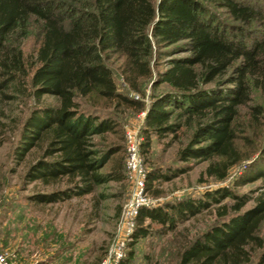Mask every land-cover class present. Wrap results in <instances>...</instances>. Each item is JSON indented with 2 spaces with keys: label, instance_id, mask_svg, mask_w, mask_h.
Listing matches in <instances>:
<instances>
[{
  "label": "trees",
  "instance_id": "trees-1",
  "mask_svg": "<svg viewBox=\"0 0 264 264\" xmlns=\"http://www.w3.org/2000/svg\"><path fill=\"white\" fill-rule=\"evenodd\" d=\"M212 5L223 7L233 22L225 23ZM31 35L36 48L28 62L21 39ZM112 55L121 59L119 74L132 91L143 96L141 84L150 82L147 105L118 90L107 64ZM160 58H165L162 68ZM10 88L37 101L53 96L57 102L32 108L23 121L12 166L7 176L0 173V189L34 151L19 190L37 182L48 189L30 192L33 202L62 203L122 180V155L103 171L123 146L108 142L116 123L99 112L121 106L144 111L142 153L152 135L171 136V142L187 138L176 151L183 165L146 171L147 190L187 172L191 159L207 161L205 174L221 181L257 150H243L240 144L248 141L252 125L241 130L239 125L242 108L254 122L264 113L261 104L252 103L254 93H264V5L245 0H0V99L12 98L6 93ZM258 151L233 183L259 180L258 195L219 186L198 198L142 207L119 264H129L135 242L151 234L147 220L174 232L204 211H215V221L192 239L184 235L176 264H247L259 249L258 264H264V147Z\"/></svg>",
  "mask_w": 264,
  "mask_h": 264
},
{
  "label": "rangeland",
  "instance_id": "rangeland-1",
  "mask_svg": "<svg viewBox=\"0 0 264 264\" xmlns=\"http://www.w3.org/2000/svg\"><path fill=\"white\" fill-rule=\"evenodd\" d=\"M248 2L261 3L264 5V0H245ZM215 14L225 23H232L233 20L223 7L212 5ZM22 48L27 60H31L34 56L36 48V39L33 35L21 39ZM165 58H160L158 67H164ZM107 64L113 71V76L117 88L123 94L133 96L138 100H143L145 105L150 100V82L144 81L141 85L145 94L141 96L130 89L128 84L119 74V66L121 59L112 55L107 60ZM161 88V87H160ZM157 88L156 91H159ZM6 93L12 94V98L0 99V139L4 142L0 145V173L7 176V171L12 166L11 151L17 140L19 130L23 121L28 116L29 112L34 107L45 105H55L57 100L53 96H43L39 101L30 96L28 92L21 93L12 88L6 90ZM252 103H259L264 107V93H254ZM100 115H110L116 123L114 131L108 133V142L120 143L123 146L122 154H115L111 157L110 162L103 168V171L109 169L111 161L122 155L124 157V178L120 181H110L99 185L94 192L82 198H73L69 201L57 203L55 211L51 215L54 216L60 227L61 235H67L70 239L65 238L64 243H72L73 250L71 255H101L103 258L108 251V248L113 239V233L120 211L128 200L130 195V183L126 179L125 170V140L124 132L127 128L143 127L144 111L138 112L134 108L119 107L117 109L108 107L99 111ZM240 129H246L251 126L246 132L248 141L242 142L240 145L243 150L247 147L255 146L257 150L251 158L244 160L242 166H235L226 179L215 180L205 174L207 161L191 159L190 169L173 178L169 181L155 182L151 189L148 190V195L155 206L165 205L166 203H175L185 198H198L207 190L219 186H228L236 193H246L254 197L259 193V180L241 186H234L233 183L242 172V168L246 162L253 161L259 153V149L264 147V113L259 117V121L254 122L250 111L246 108L241 109ZM252 123V124H251ZM98 142L100 138H95ZM187 143V138L183 137L181 142H171V136L159 138L151 136L150 145L147 148L146 154L141 152L145 171L152 168H160L165 171L168 166L181 165L182 162L176 158V151L181 146ZM35 152V153H34ZM37 154V151H34ZM27 155L25 161L18 167L17 173L8 180L7 186H17L21 184V179L28 165L34 160V154ZM183 165V164H182ZM5 182V181H4ZM35 189L48 188L36 184H30L26 192L30 193ZM156 192H153V191ZM226 202H230L227 198ZM215 211H204L193 218L178 224L174 232H165L162 226L157 222L146 221L145 225H149L150 233L146 237L139 238L132 248L133 258L129 264H176L178 261L177 246L178 242L188 235V239L194 238L196 235L208 228L216 219ZM261 250H257L256 254L247 264H258V256ZM9 254V253H8ZM10 255V254H9ZM127 255V248L126 254ZM93 257V256H92ZM90 259V258H89ZM92 260V258H91ZM91 260H88L91 263Z\"/></svg>",
  "mask_w": 264,
  "mask_h": 264
},
{
  "label": "crops",
  "instance_id": "crops-1",
  "mask_svg": "<svg viewBox=\"0 0 264 264\" xmlns=\"http://www.w3.org/2000/svg\"><path fill=\"white\" fill-rule=\"evenodd\" d=\"M28 194L13 185L0 189V250L15 264H98L101 255H71L72 243H64L70 238L51 215L57 203L33 202Z\"/></svg>",
  "mask_w": 264,
  "mask_h": 264
},
{
  "label": "built area",
  "instance_id": "built-area-1",
  "mask_svg": "<svg viewBox=\"0 0 264 264\" xmlns=\"http://www.w3.org/2000/svg\"><path fill=\"white\" fill-rule=\"evenodd\" d=\"M124 140L125 170L126 179L131 187L130 195L120 211L107 254L98 264H119L126 257V248L132 238L139 210L142 207H155L146 188V171L140 152L143 140L140 128H127L124 132ZM0 264H15V262L7 252L0 250Z\"/></svg>",
  "mask_w": 264,
  "mask_h": 264
}]
</instances>
